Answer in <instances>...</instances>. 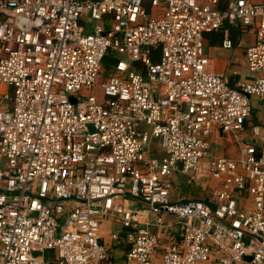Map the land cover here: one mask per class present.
Instances as JSON below:
<instances>
[{
    "label": "built area",
    "instance_id": "built-area-1",
    "mask_svg": "<svg viewBox=\"0 0 264 264\" xmlns=\"http://www.w3.org/2000/svg\"><path fill=\"white\" fill-rule=\"evenodd\" d=\"M228 26L255 32L250 80L205 56ZM0 85V264H119L111 217L122 264H264V0H0ZM175 174L208 203L173 201Z\"/></svg>",
    "mask_w": 264,
    "mask_h": 264
},
{
    "label": "crops",
    "instance_id": "crops-1",
    "mask_svg": "<svg viewBox=\"0 0 264 264\" xmlns=\"http://www.w3.org/2000/svg\"><path fill=\"white\" fill-rule=\"evenodd\" d=\"M250 1H262V0H250ZM219 8H223V3L218 5ZM229 38L232 42L231 49L222 48L223 40V30L213 32L211 34H206L204 36V53L205 56L214 60V66L217 72L225 74L231 83L242 80H250L253 75L248 72L244 53L245 49L255 42V32L252 28L244 29L241 26H228ZM4 94H11V89L7 86L0 85V98ZM256 99V98H255ZM260 103V102H259ZM264 103V102H263ZM2 108V104H0ZM251 125L264 126V109L260 115L257 117L252 111L251 120L247 122V132ZM247 132L245 133L246 136ZM212 153L215 156L236 158L238 156V150L235 144H233L226 135L222 134L219 130H216L210 137ZM172 196L176 199H196L203 201L202 199L207 197V200L211 197V189L214 188L217 183L209 182L206 186L205 184H193L187 185L185 179L180 176H173L172 178ZM180 182V183H179ZM180 185H179V184ZM177 184V185H176ZM198 188L197 190L192 189V187ZM184 187V188H183ZM190 188V189H189ZM178 196H182L179 198ZM191 196V198H189ZM134 208L145 210V207L139 203L135 202L133 204ZM165 221L167 224L173 223V218L166 217ZM117 225V226H116ZM120 224L117 219L111 217L103 223L102 226V236L103 241L111 248L113 257H122V252L120 247L113 244L110 239V233L121 231ZM152 231L159 235L161 247H167L170 244L169 239L165 238V233L163 231L153 228ZM123 260V259H122ZM121 260V261H122ZM117 261L122 264L119 259Z\"/></svg>",
    "mask_w": 264,
    "mask_h": 264
},
{
    "label": "rangeland",
    "instance_id": "rangeland-1",
    "mask_svg": "<svg viewBox=\"0 0 264 264\" xmlns=\"http://www.w3.org/2000/svg\"><path fill=\"white\" fill-rule=\"evenodd\" d=\"M204 44H205V42H204ZM107 62H108V59H105L104 60V62H103V67H104V69H103V72H102V79H99L98 80V84L100 83V82H102L106 77L104 76V74H105V70H109V69H107L106 68V66H107ZM82 93H84L85 95H87V94H92V95H95L98 99L100 98V91H99V88H98V85L96 86V87H94L92 90H83L82 91ZM260 102V103H259ZM264 101H262V100H258V99H255V98H252L251 99V104H252V109H253V113H254V115L255 116H257V117H260V115H261V113H262V111H263V109H264V103H263ZM5 103H3L2 104V108H4L5 107ZM247 135H250V132L248 131L247 132ZM174 176H180V177H182V175H180V174H175ZM180 183V182H179ZM178 183V184H179ZM177 185V184H176ZM180 185V184H179ZM184 188V187H183ZM190 189V188H189ZM192 189H195V190H197L198 188H196V187H192ZM179 198H181L182 196H178ZM189 198H191V196L189 197ZM171 199L174 201V200H176L173 196L171 197ZM117 226V225H116ZM114 255V254H113ZM117 259H119L120 261L123 259V258H120V257H115V260L117 261ZM118 262V261H117ZM121 262H123V260L121 261ZM119 263V262H118ZM120 264V263H119Z\"/></svg>",
    "mask_w": 264,
    "mask_h": 264
},
{
    "label": "trees",
    "instance_id": "trees-1",
    "mask_svg": "<svg viewBox=\"0 0 264 264\" xmlns=\"http://www.w3.org/2000/svg\"><path fill=\"white\" fill-rule=\"evenodd\" d=\"M106 59H108L106 68L110 69L112 67L113 63L116 61V58L108 56V57H106ZM202 200L204 203H208L207 197L202 199Z\"/></svg>",
    "mask_w": 264,
    "mask_h": 264
},
{
    "label": "water",
    "instance_id": "water-1",
    "mask_svg": "<svg viewBox=\"0 0 264 264\" xmlns=\"http://www.w3.org/2000/svg\"><path fill=\"white\" fill-rule=\"evenodd\" d=\"M70 100L73 102V103H75V98H70Z\"/></svg>",
    "mask_w": 264,
    "mask_h": 264
}]
</instances>
